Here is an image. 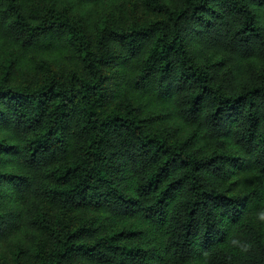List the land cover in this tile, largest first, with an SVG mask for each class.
I'll return each instance as SVG.
<instances>
[{
  "label": "trees",
  "instance_id": "trees-1",
  "mask_svg": "<svg viewBox=\"0 0 264 264\" xmlns=\"http://www.w3.org/2000/svg\"><path fill=\"white\" fill-rule=\"evenodd\" d=\"M106 1L0 0V264H264V0Z\"/></svg>",
  "mask_w": 264,
  "mask_h": 264
},
{
  "label": "rangeland",
  "instance_id": "rangeland-1",
  "mask_svg": "<svg viewBox=\"0 0 264 264\" xmlns=\"http://www.w3.org/2000/svg\"><path fill=\"white\" fill-rule=\"evenodd\" d=\"M29 2H34L36 0H28ZM118 4H120V0H107L106 3L100 5V4H95L93 7V12L92 15L93 16H97L98 14H104L108 11H118ZM81 7V6H79ZM61 57H59L61 60L63 61H67V57L65 56L64 53L60 54ZM53 57H58V56H53ZM236 188H233L235 191H237V186H235Z\"/></svg>",
  "mask_w": 264,
  "mask_h": 264
},
{
  "label": "clouds",
  "instance_id": "clouds-1",
  "mask_svg": "<svg viewBox=\"0 0 264 264\" xmlns=\"http://www.w3.org/2000/svg\"><path fill=\"white\" fill-rule=\"evenodd\" d=\"M258 218H259L260 220L264 221V212H260V213L258 214ZM232 243H233L234 246H239V242H238V241H235V240H234ZM247 247H250V245H249V246H246L245 250H247Z\"/></svg>",
  "mask_w": 264,
  "mask_h": 264
}]
</instances>
